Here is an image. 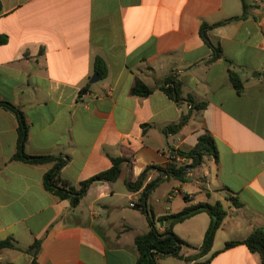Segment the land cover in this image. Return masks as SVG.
<instances>
[{
    "label": "crops",
    "instance_id": "crops-1",
    "mask_svg": "<svg viewBox=\"0 0 264 264\" xmlns=\"http://www.w3.org/2000/svg\"><path fill=\"white\" fill-rule=\"evenodd\" d=\"M0 3V35L7 36L0 45V101L23 110L27 153L66 155L61 172L76 185L110 169L112 158L127 159L115 181L93 182L72 207L45 187L44 175L53 163L13 159L19 122L0 108V242L14 244L0 247V264H31L36 241L39 264H136L135 236L149 225L143 221L137 228L127 215L126 200L136 208L131 203H138L142 191H131L128 183L149 167L144 186L160 180L152 191L159 192L161 204V212L153 209L156 218L198 202L221 201L227 209L210 253L199 261L261 264L246 244L227 248L226 243L264 229V0ZM245 5L246 17L208 30L224 54L215 57L202 25L241 16ZM97 56L105 60L108 74L91 83ZM230 66L240 72L241 93ZM171 74L182 81L186 95L206 106L171 98L161 88ZM137 77L156 89L146 97L132 94ZM191 110L188 122L171 133L170 125ZM205 133L215 138L219 162L209 157L191 166L186 181L160 170L171 149L190 150ZM229 196L242 205L235 206ZM210 221L202 212L175 225L191 245L183 248L184 255L198 251ZM186 222L188 229L179 230ZM159 262L196 264L173 256Z\"/></svg>",
    "mask_w": 264,
    "mask_h": 264
},
{
    "label": "trees",
    "instance_id": "trees-1",
    "mask_svg": "<svg viewBox=\"0 0 264 264\" xmlns=\"http://www.w3.org/2000/svg\"><path fill=\"white\" fill-rule=\"evenodd\" d=\"M1 8V3H0ZM247 15V6L245 5V12L241 16H235L226 20H222L213 24L204 23L201 28V34L207 44L213 48L216 52L215 57H224L222 48L214 45L208 36V30L215 28L226 23L232 22L239 18H244ZM7 42L6 35H0V45ZM231 62V61H229ZM95 71L101 76L105 77L108 74V67L105 60L101 56H97L94 62ZM230 78L239 93L244 90V82L241 78L240 72L234 67L229 68ZM161 88L174 100L179 103L188 102L192 106L198 108H204L205 102L196 103L194 97L191 94L186 95L183 88L182 81L177 75H169L161 85ZM156 87H150L145 84L140 78L137 77L134 86L132 87V94L146 97L149 96ZM87 92V88L82 89V93ZM0 108H5L12 111L19 122V148L13 156V159L29 162L32 164H45L53 163V168L44 175V184L47 190L51 191L57 197L62 200H69L72 207H77L83 197L87 194L91 184L97 180L115 181L121 174L122 164L127 159L123 157L112 158L113 165L110 169L102 171L82 182L78 185L74 184L69 179L62 175L63 167L68 163L69 159L66 155H31L27 153L25 149L26 141L29 135V125L26 120L23 110L7 101H0ZM190 113L183 115L178 123L171 124L169 131L171 133L178 132L191 117ZM177 156H183L190 160L188 164H178L176 162ZM212 157L216 162H219V150L215 141V138L210 133H205L199 137L197 144L190 150L183 149H171L169 154V162L164 168L160 170L167 172L169 177L176 178L181 181H186L188 176V167L201 166L206 158ZM150 169L147 168L140 178L136 182L130 181L128 187L131 191H141L138 203L135 205L140 208L146 215L149 230L146 233L137 234L135 236V246L138 252V260L136 264H160V259L168 256L177 257L185 261H196V264H208L210 259L205 261H199L201 258L210 253L215 236L218 229L222 226L228 211L221 201L211 202H198L190 204L178 212L168 213L159 218H156L153 208L149 205V197L154 189L160 184V180L156 179L149 182L146 186L145 178L146 172ZM185 199L190 201L188 195H185ZM229 200L235 206H241L242 203L237 197L229 196ZM206 212L209 214L211 221L209 227L205 233L204 241L198 248V251L192 255H184L182 250L185 246L191 247V245L179 236L174 227L176 224L184 222L185 220L195 216L199 213ZM164 222V230H161L158 223ZM244 243L253 252H256L261 257V264H264V229L257 228L252 231L248 237L243 240H232L226 243V247H232L237 244ZM40 241H36L31 247L33 252V260L31 264H39L38 251L40 249ZM10 246L14 247V244L8 239L0 242V247ZM215 255V253H214ZM213 255V256H214Z\"/></svg>",
    "mask_w": 264,
    "mask_h": 264
},
{
    "label": "rangeland",
    "instance_id": "rangeland-1",
    "mask_svg": "<svg viewBox=\"0 0 264 264\" xmlns=\"http://www.w3.org/2000/svg\"><path fill=\"white\" fill-rule=\"evenodd\" d=\"M157 193H159V192H157ZM157 193H152V199L150 200V203L153 206V209H155L156 213H159V212H161V207H160L161 204L156 202V198H158V196H157L158 194ZM129 203H130V201L126 200V204H127L126 207L128 209L126 213L132 219V222L137 226V228H141V227L144 226L145 222H143V221H146V224L148 226L149 224H148L146 215L142 212V210L140 208H138V207H136V208L130 207ZM206 216H207V214H206ZM158 224L160 226V223H158ZM178 229L179 230L180 229H188L187 222L184 223V224H180L178 226ZM185 249L186 248H184V251H185Z\"/></svg>",
    "mask_w": 264,
    "mask_h": 264
},
{
    "label": "built area",
    "instance_id": "built-area-1",
    "mask_svg": "<svg viewBox=\"0 0 264 264\" xmlns=\"http://www.w3.org/2000/svg\"><path fill=\"white\" fill-rule=\"evenodd\" d=\"M176 162H181V164H188V163H185L187 160H189V159H187V158H185V157H183V156H177L176 158ZM187 171H188V175L190 174V167H188V169H187ZM131 205L132 206H135L136 205V203L133 201L132 203H131Z\"/></svg>",
    "mask_w": 264,
    "mask_h": 264
},
{
    "label": "water",
    "instance_id": "water-1",
    "mask_svg": "<svg viewBox=\"0 0 264 264\" xmlns=\"http://www.w3.org/2000/svg\"><path fill=\"white\" fill-rule=\"evenodd\" d=\"M99 78H100V77H99V74L96 72V73L92 76L90 82H91V83H94V82L98 81Z\"/></svg>",
    "mask_w": 264,
    "mask_h": 264
}]
</instances>
